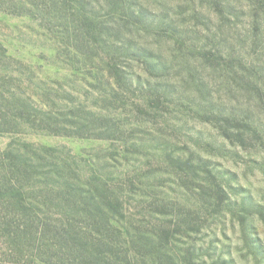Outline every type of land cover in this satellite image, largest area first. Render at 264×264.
<instances>
[{"label":"rangeland","instance_id":"obj_1","mask_svg":"<svg viewBox=\"0 0 264 264\" xmlns=\"http://www.w3.org/2000/svg\"><path fill=\"white\" fill-rule=\"evenodd\" d=\"M4 1L0 264H264V0Z\"/></svg>","mask_w":264,"mask_h":264},{"label":"trees","instance_id":"obj_2","mask_svg":"<svg viewBox=\"0 0 264 264\" xmlns=\"http://www.w3.org/2000/svg\"><path fill=\"white\" fill-rule=\"evenodd\" d=\"M7 2H10V1H14V0H6ZM5 3L4 0H0V4H3ZM91 200V199H89ZM98 205H101L99 203H97ZM98 205L94 204V208L95 210L97 209V212H98V215L99 217L101 218V221L105 224V228L107 230H110L111 233H117L118 235H122V232L120 230V228H118V221L116 218H114L113 216H111L113 214H115L116 212L112 209V212H106L105 210H103L101 207H99ZM104 204H102L103 206ZM117 208L118 209V205L117 204H114L111 206V208ZM110 233V234H111ZM120 237V236H118ZM167 237V235H166ZM100 243L95 246L93 245V247L97 250L99 256L95 257V256H92V253L91 251L89 250V248H85L84 249V254L85 256L93 259L94 261H99L100 263H104V264H121L120 262H117V261H114L116 259H113V258H109V259H102L103 258V247H109V246H112L111 243L108 242V239L107 238H102V239H99ZM83 247H87V246H84ZM92 256V257H91Z\"/></svg>","mask_w":264,"mask_h":264}]
</instances>
